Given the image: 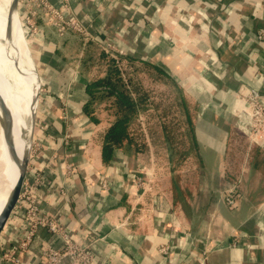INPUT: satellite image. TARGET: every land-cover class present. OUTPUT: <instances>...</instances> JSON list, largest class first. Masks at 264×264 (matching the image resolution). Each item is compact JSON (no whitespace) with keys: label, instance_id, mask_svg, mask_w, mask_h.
<instances>
[{"label":"crops","instance_id":"1","mask_svg":"<svg viewBox=\"0 0 264 264\" xmlns=\"http://www.w3.org/2000/svg\"><path fill=\"white\" fill-rule=\"evenodd\" d=\"M30 4L31 110L41 88L27 180L44 212L89 238L92 264H264V128L252 130L249 99L264 100V0H67L63 15L85 26L86 40ZM96 50L155 65L162 74H148L178 84L190 126L179 117L172 148L142 128L102 159L109 117L85 91L102 73ZM234 183L229 206L223 193ZM17 221L0 239V264H11L1 254L21 236ZM50 238L39 230L19 264H36Z\"/></svg>","mask_w":264,"mask_h":264},{"label":"built area","instance_id":"2","mask_svg":"<svg viewBox=\"0 0 264 264\" xmlns=\"http://www.w3.org/2000/svg\"><path fill=\"white\" fill-rule=\"evenodd\" d=\"M25 1V0H24ZM31 1L27 0L26 6L30 14L25 17V25L29 31L34 29L32 22ZM60 7L49 6L45 1L34 0L35 4L42 5L50 12L51 23L59 30L66 27L71 28L80 34L84 40L90 38V33L85 26L80 23L72 13L63 15L62 9H68L67 0H59ZM252 104V130L254 133L260 132L264 128V100L262 98L249 96ZM34 181L39 182L41 176L35 174ZM27 175L18 200L17 211L14 213V219H17V229L20 231L16 244L10 245L2 254L1 258L11 264H19L21 259L19 254L29 252V245L33 237L39 230H45L57 240L44 242L41 248V254L36 264H92L93 253L89 238L75 239L64 228L62 223L54 216L44 212L40 200L34 196L32 184L27 180ZM238 197V185L234 183L223 193V199L226 204L233 206ZM19 209V211H18Z\"/></svg>","mask_w":264,"mask_h":264},{"label":"trees","instance_id":"3","mask_svg":"<svg viewBox=\"0 0 264 264\" xmlns=\"http://www.w3.org/2000/svg\"><path fill=\"white\" fill-rule=\"evenodd\" d=\"M96 53L100 59L99 65L95 63L97 61L95 57L92 59L93 56L90 55L88 59H92V63L95 61L94 63L99 68V72L102 73L86 84L85 91L90 96L96 94L103 99L105 112L109 117V124L104 132V142L102 145V159L106 161L109 158L112 147L120 144L124 140L130 141L131 134L133 137H139L143 130L138 127L137 129L139 131H137L133 126L137 122L138 115L147 112L149 106L152 105V101L148 97L147 89L139 82V78L132 75L131 71L127 70L125 66H134L135 72L138 70L136 65L145 67L147 73H149V70H152L157 74H162V71L157 66L145 61H138L131 58L122 61V58L108 53L106 56L100 50H96ZM123 62L125 64H122ZM170 83L181 98L175 104L174 108L178 120L176 122L173 120L171 123L172 135L171 133L169 134L171 124L166 119L165 110L156 103L153 105V109H156L157 116L160 119L159 128L161 136L163 135L162 138L165 139L166 145L172 148V143L175 139L174 136L177 135L174 133L177 130L175 125H177L176 123L179 121V117H182L183 120L188 122L189 126L190 121L189 114L183 106L184 101L178 84L173 79ZM192 144L195 145L194 140H192Z\"/></svg>","mask_w":264,"mask_h":264},{"label":"bare ground","instance_id":"4","mask_svg":"<svg viewBox=\"0 0 264 264\" xmlns=\"http://www.w3.org/2000/svg\"><path fill=\"white\" fill-rule=\"evenodd\" d=\"M17 8L12 0H0V210L13 184L11 157L17 146L27 145L29 136H21L26 111L25 74L28 73V121L33 117L35 95L34 65L30 58ZM3 110V111H2ZM22 138V139H20ZM17 155V153H16ZM19 163L22 158H19Z\"/></svg>","mask_w":264,"mask_h":264},{"label":"rangeland","instance_id":"5","mask_svg":"<svg viewBox=\"0 0 264 264\" xmlns=\"http://www.w3.org/2000/svg\"><path fill=\"white\" fill-rule=\"evenodd\" d=\"M20 0H18L17 3V10H18V15H19V21L21 24V27L24 31V38L27 42V47L30 50V43H29V30L25 25V17L23 15V9H24V2H21ZM30 55H31V51H30ZM32 62L36 68V72L37 67L32 59ZM122 64H125L124 62ZM125 66V65H123ZM137 66V71L135 72V69L133 68L134 66H125L127 70H130L132 75L137 76V78H139V82L144 86V88L147 89L148 92V97L149 99L152 101V105L149 106V109L147 112H145L144 114H140L138 115L139 120L137 119L136 124L133 126V128L137 129L138 127L140 129L143 128L144 132L149 135V137L151 136L155 141L154 144H156L157 146H159V149H164L166 143L164 142V140L160 139L161 136V131L159 128V122L160 119L157 116V112L156 109L154 108V104H159L164 110H165V114H166V119L167 121H170L169 123L171 124L172 121L174 120L175 122L178 120V117H176L175 112H174V108H175V104L177 102H179L180 95L178 94V92L174 89L173 85L171 86L169 83V80L163 78V77H158L157 75H151L148 74L146 71L147 69L145 67H143L142 65H136ZM39 78V76H38ZM41 85V84H40ZM170 85V86H169ZM41 88V86H40ZM158 108V107H157ZM140 121V122H139ZM177 125H175V127H177V130L179 131V125L178 123H176ZM181 127V126H180ZM169 134L171 133L172 135V124L169 127ZM176 130V132H178ZM137 131H139V129H137ZM142 134V133H141ZM159 139V140H158ZM164 159V158H163ZM164 181H169V177L165 176L163 177Z\"/></svg>","mask_w":264,"mask_h":264},{"label":"water","instance_id":"6","mask_svg":"<svg viewBox=\"0 0 264 264\" xmlns=\"http://www.w3.org/2000/svg\"><path fill=\"white\" fill-rule=\"evenodd\" d=\"M13 5L17 8L18 0H12ZM40 92V85H39V91L37 94V100L33 109V117L31 119V130H30V136L28 140L27 145H22V147L19 149L17 146L15 155H12V163L11 165L14 168V176H13V184L8 191L5 201L3 203V206L0 210V239L5 233L8 225L11 222V219L16 212L17 206H18V200L20 197V193L23 187V183L25 181L26 175H27V168L29 163V157L30 152L32 148L33 143V135H34V125H35V116H36V107L38 104V96ZM0 101H3V99L0 97ZM0 106L4 108L1 104ZM3 111V110H2ZM6 108H4V114L7 116L8 119H10V114H7ZM17 153V155H16ZM19 158H22V162L19 163Z\"/></svg>","mask_w":264,"mask_h":264}]
</instances>
